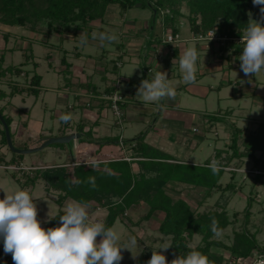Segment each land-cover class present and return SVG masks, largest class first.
Returning <instances> with one entry per match:
<instances>
[{"label":"rangeland","instance_id":"374dc122","mask_svg":"<svg viewBox=\"0 0 264 264\" xmlns=\"http://www.w3.org/2000/svg\"><path fill=\"white\" fill-rule=\"evenodd\" d=\"M183 12L188 14V9L185 6ZM158 16V19L155 20L153 11L140 5L131 7L126 12L122 11L119 6L112 5L108 8L104 24L96 21L91 24L93 30L80 31L76 35H74V32L67 34L62 42L63 52L59 48L60 34L58 33L49 35L45 33V29L44 33H33L27 28L5 26L0 23V55L3 52L5 53V60L0 70H4L9 66H19L27 61V57L30 58L33 54V59H30L27 66L22 68L24 72L22 75L17 76L8 72L0 78V92L5 94L3 98L0 97V110L3 111L4 116L12 120L10 125L12 141L17 149H36L49 138L78 133V126H86V131H88L93 125L97 124L98 120H91L95 119L93 109L97 105L96 102L93 101V107L88 108L90 99L84 97L77 99L75 93L77 84L82 78H87L89 84L98 85V90L102 91L106 84L105 81L101 80L99 72L102 73L101 68H106L107 64L110 72L114 71L115 66H117L113 76V84H118V80L121 81V90L128 103L127 111L123 109L124 121L122 119L121 124L109 108L106 114L101 117L100 126L93 129V132L96 130L95 133L92 132L91 135L82 133V138L72 141L71 145L53 144L38 153L23 155V159H18L15 163H12V160L16 154L8 148L7 141L6 143L3 141L5 131L0 121V199L4 198V192L12 194L17 190L28 191L33 198V202L37 205V219L40 221L41 226L47 229L52 220H49L48 215L49 217H55L60 210L64 211L65 206L61 208L57 204L60 191L44 179L37 181L35 186L31 183L24 185L26 175L32 174L34 176L36 169L44 171L51 168L50 170L53 171L61 168L60 173L65 176L68 171L65 170L64 172V167L67 165H70L71 168L85 166L84 160L91 164L93 159L97 160L98 158L114 159L111 161L115 162L112 166L118 165L116 162L123 161L121 158L128 155L127 151L131 149V140L141 133L145 134L150 129L153 130L156 121H159L157 128H159L158 135L160 136L163 134L161 127L167 129L169 126L177 125L183 127L187 139L204 138V150L198 152L196 156L194 154L193 156L190 155L191 158L185 157V159L190 160L192 165L202 166L206 161L211 163L217 161L218 165H226L227 158L231 156L232 150L222 151L224 154L220 158L216 157L214 154L215 141L212 139V137H215L216 129L211 133H206L204 137L205 128L202 118L205 115L218 116L225 110H235L234 114L236 116L228 119V121L238 123L237 125L243 128L244 134H247L255 128V126L249 127L250 124L254 125V118L257 122H261L259 117H261L264 110L259 112L258 107L252 106V102L254 103L256 100L252 99V96L248 100L238 98L232 88L223 91L224 93L227 92L224 96L225 100H218L219 96H221L220 98L223 97L222 94H219V91L221 85H224L227 77L226 73H229V71L220 70L221 72H218L220 75L213 71L204 74H200V72L205 69L203 60L206 57L210 58L211 63L221 65V62L213 61L211 52H214L216 57H220L222 51L212 47L209 41H193V33L186 18H180L175 23L180 31V41L177 43L178 50L180 52H183L186 48L197 50L199 59L196 62V79L197 81L202 80V85L206 84L208 88L212 86L214 90H210L211 94L208 98H206L207 96H195L192 93L185 92L184 89L179 90L176 93V99L178 98V101L182 103H187L190 110L186 109L187 107L184 105H181L184 106L182 109L179 105L172 106L180 112L177 119L166 117L165 113L162 112V107L168 108L167 105L163 106L164 100L158 105L155 102L144 103L135 96L141 81L144 79L151 81L153 74L160 71L161 68H154V65L151 64H154L152 52L150 51L151 47H147L150 39L163 44L166 17L161 14ZM144 23L148 25V30L144 32L147 33L146 36L141 35L143 31L132 29L133 26ZM161 23H163V27H161ZM101 28L109 34H114L117 40L101 43L99 39H93L92 34L100 33ZM137 33L138 35H136ZM85 37L87 42L81 43V40ZM141 39L146 45L142 48L139 43L136 44ZM122 42L125 53L129 51L124 59L119 58L122 53L118 47ZM180 44H182V48H180ZM207 45L208 47H206ZM172 47L176 48L175 46ZM64 55H66L68 63L73 66V69H70V76L68 75V69L63 66L61 61ZM144 55L146 58H143ZM102 56H104L103 62ZM34 62L37 63V66ZM119 63L122 65L121 68L118 66ZM177 64L169 63V70L178 74L181 71ZM143 68L151 69V73L148 74L147 70L144 72ZM118 72H120L119 75ZM34 74L42 76L40 87L42 92L38 97L30 96L27 92L30 88L31 77ZM255 78L260 83L259 90L264 92V70L257 74ZM131 80L136 83L135 86L128 82ZM227 81H229V77H227ZM231 81L233 82L232 76ZM82 85L83 87L87 86L86 84ZM14 88L17 89L16 93L18 94L12 97L11 94ZM21 89L24 93H20ZM165 103L168 104L167 99ZM246 103H249V105L245 106ZM62 114H70L71 120L68 123L62 122L59 119ZM140 118H143V120ZM219 125L217 127V132L219 131L217 137H219L218 140H222L220 146L227 149L231 143L229 139L231 128L228 126L229 131L226 135L225 126H221V123ZM81 141L95 143L93 146L97 147L96 150L90 146L78 148ZM40 142L42 143L40 144ZM187 143L184 148H187L190 144ZM210 143H214L211 148ZM89 148L92 150H89ZM256 155L264 158V154L260 152ZM237 162L239 160L235 159L230 163L231 165L229 164V167H226L222 178L223 187L227 184H235L234 191L215 189L212 191L211 197L205 198L204 190L201 191L188 185H178L177 189L170 188L167 189V192L174 200H185L194 211L205 212L220 210L224 207L228 210L230 216L237 213L238 218H232L235 222L219 236H216V239L222 240L228 245L233 243L234 233L236 231L241 232L247 200L252 197L254 200L253 215L249 230L252 233H257L259 242L264 244V186L262 183L255 181L254 176L257 172H255L252 160L243 159V167L235 170L234 167H236ZM231 170H235V173ZM171 186L173 187V185ZM69 201L74 200H68L67 202ZM114 207L126 216L124 219H118L114 225L115 230L121 235V244L126 243L130 236L136 237L138 241V245L131 249L134 255L138 254L137 258L133 259L130 251L122 250L123 259L119 264H136L141 257L149 260L148 255L152 254V251H162L166 255L169 249L166 251L159 250L164 243L171 244L170 237H165L158 232V227L164 218L163 213L155 214L150 220H143L148 211L145 203L133 205L123 199L117 201ZM88 212L90 221L102 222H104L108 213L107 209L98 207L96 203L88 206ZM200 241L201 237L195 236L189 245L195 247ZM213 251L222 253L227 258L229 257V253L220 249L214 248ZM0 255L7 257V264H14L11 254L4 252L3 239H0ZM237 264H247V262L241 259Z\"/></svg>","mask_w":264,"mask_h":264},{"label":"trees","instance_id":"16d2710c","mask_svg":"<svg viewBox=\"0 0 264 264\" xmlns=\"http://www.w3.org/2000/svg\"><path fill=\"white\" fill-rule=\"evenodd\" d=\"M112 5L119 6L124 12L136 5L150 8L153 11L155 20L158 19L159 14L166 17L164 25L166 28L172 29L174 34L179 32L175 23L180 18L188 20L191 31L195 36L206 35L209 31L216 30L221 35L238 38H242L244 30L248 26L249 13H251L253 20H261L260 6H254L252 0H0V23L5 26L27 28L33 33H44V29L45 33L49 35L58 33L60 34V43H62L64 37L71 32L76 35L80 31L91 30L93 22L100 21L104 24L108 8ZM184 6L188 9V14L183 12ZM101 32L106 31L101 28ZM232 47H234L232 44H228L227 47H221L220 50L226 52ZM243 47L244 44L236 45L231 54H242ZM173 56H179L177 49L174 50ZM222 56H224L223 53ZM30 59H33V54L30 58L27 57V61L19 66H9L4 70H0V78L8 72L17 76L22 75L24 73L22 68L27 66ZM4 60L5 53L3 52L0 55V69H2ZM34 64L37 66L36 62ZM62 64L69 72L70 64L67 62L66 57L62 59ZM115 67V70H117V66ZM144 70L147 69L144 68ZM41 82L42 76L34 74L31 77L30 88L27 90L28 95L38 97L42 92ZM16 92L17 89L14 88L11 96L18 94ZM115 92L116 86L113 83L105 89L104 97H100L101 93L95 90L94 94H96L91 97L88 107L92 108L93 101L100 99L101 104L99 107L101 110L110 108L111 101L107 97L112 96ZM20 93H24L23 89L20 90ZM120 93L123 94L122 90ZM4 96L5 94L0 92V97L3 98ZM123 96L126 102V97L124 94ZM125 102L121 105L122 112ZM0 111L3 113L2 110ZM229 114L208 116V122L211 125L213 123H226L231 128V143L225 151L230 149L232 154L227 158L225 166L219 165V171L216 174H213L208 167L210 161H206L202 166L165 164L164 160L174 159L167 158L170 156L163 152L148 148L144 144L143 135L130 142V158L136 164L143 166L142 172H133L130 167L131 163L125 161V158H121L123 161L116 162L118 165L115 166H112L115 162H111L114 159L98 158L99 166L96 168H91L87 164L71 168L70 165L66 164L64 172L65 170L68 172L65 176L60 173L61 168L53 171L50 170L51 168L44 171L36 169L34 176L32 174L26 175L24 185L31 183L35 186L37 181L41 179L48 181L51 186L60 191L57 204L61 208L65 206L68 200L80 201L88 206L96 203L98 207L105 208L108 211L104 220L106 227H114L118 219L126 217L123 212L114 207L117 201L124 199L133 205L145 203L148 211L143 220H150L157 213L164 214L158 232L171 238L172 246L165 255L169 264L172 259L186 256L191 250L206 255L210 264H237L241 259L251 263L255 260L256 255L264 256V244L259 242L257 233H252L249 230L253 215L254 200L252 197L247 200L242 230L234 233L233 243L228 245L222 240L216 239V235L212 232V221H216L218 230L223 233L235 222L232 218H238L237 213L230 216L228 210L224 207L220 210L194 211L185 200H174L166 189L168 184L175 186V182L184 183L202 188L201 191L204 190L205 198L211 197L212 191L215 189L234 191L235 184H227L223 187L222 178L226 167H229L232 161L239 160L235 164L236 167H234L236 170L243 167L242 160L245 158L252 160L255 170L262 172V174H256L254 178L257 183H262L264 186V158L256 155L258 152L264 154V123H260L255 130L244 134L242 128L226 119ZM5 118L10 126L12 120L6 116ZM95 127L93 125L91 129L85 131L86 126H78L77 132L81 134L82 138V133L91 135ZM3 141L5 143L7 141L5 132ZM89 141L88 143L81 141L78 148L90 146L96 150L97 147L93 146L95 143ZM91 148L89 150H92ZM222 153V151H219L216 157L220 158ZM18 159H23V155L16 154L12 163L17 162ZM139 159H147L148 163L140 162ZM157 160L160 162H150ZM235 170L232 172L235 173ZM152 171L158 173L149 177L148 173ZM92 177L95 178V187H92L89 183V179ZM76 181H79V183H76ZM63 213V210L59 211L55 216L56 218L50 221L49 228L59 226V215ZM195 236L201 237V241L197 246L191 247L189 244ZM214 248L229 253V257L227 258L222 253L213 251ZM148 257L150 259L151 254ZM147 261L141 257L136 264H146ZM0 264H7V257L0 255Z\"/></svg>","mask_w":264,"mask_h":264},{"label":"clouds","instance_id":"9594fccd","mask_svg":"<svg viewBox=\"0 0 264 264\" xmlns=\"http://www.w3.org/2000/svg\"><path fill=\"white\" fill-rule=\"evenodd\" d=\"M252 2L254 6H260L261 20H253L249 13V23L242 36L244 47L238 57L245 76H256L264 70V0ZM92 38L99 39L101 43L117 40L114 34L106 32L93 33ZM86 42V37L81 40V43ZM198 59L195 48L183 51L179 68L185 84L196 83ZM135 96L144 103L155 102L159 105L166 98L175 99L176 91L170 86L167 72L157 71L151 81H141ZM59 119L68 123L71 115L62 114ZM83 162L91 168L99 166V161L95 159L91 164L87 160ZM208 167L213 174L219 171L217 161H213ZM89 183L95 187V178H90ZM4 194V198L0 199V238L3 239L4 252L11 254L14 264H119L123 259L122 250L132 253L131 249L138 245L134 236L121 244V235L114 227H106L102 221H90L86 203L67 202L64 213L59 215V226L45 229L37 219V205L28 191L17 190L12 194ZM48 218L51 220L56 217L48 215ZM212 232L216 236L221 234L215 220L212 221ZM171 246L164 243L159 250L166 251ZM137 256L138 254L132 253L133 259ZM146 264L169 262L162 251H152ZM170 264H210V261L201 252L191 250L186 256L172 259Z\"/></svg>","mask_w":264,"mask_h":264},{"label":"crops","instance_id":"0c3cea01","mask_svg":"<svg viewBox=\"0 0 264 264\" xmlns=\"http://www.w3.org/2000/svg\"><path fill=\"white\" fill-rule=\"evenodd\" d=\"M93 23H95V22H93ZM101 24H103V23H101ZM147 26L148 25L146 23L138 24V26H133L132 29L133 30H137L138 29L140 31H143L142 34L141 33H139V34H141L143 36H146L147 33H144V32H145V30H148ZM123 31H122V33H123ZM124 32H126V31H124ZM179 33H180V31L178 32V34ZM136 35H138V33ZM138 43L141 46V48L146 46L144 44L143 39L138 40V42H136V44L138 45ZM149 46L151 47L150 51L152 52L151 55L153 56V62H154V64L153 63H151V64L154 65V68H160L161 67L162 69L160 68L159 69L160 71L167 72L170 86L175 89L176 93L179 92V90H183L184 89V90H186L185 92L192 93L195 96H200V97H206L207 96L206 98H208L210 96V94H211L210 90H214V88L212 86H210L208 88V87H206L207 86L206 84L202 85V80H198L197 81V79H196V83H194V84H185L183 82V80H182L181 73L177 74L176 72H173V71L169 70V63H173V64H177L178 63L177 65H179L180 57L183 54L182 51L180 52L178 50L179 49L178 45L175 48V49L178 50V55H179L178 57L173 56L172 52H174L175 49L172 47L173 45H171V44L163 45V44H161L159 42H154L153 39H150L148 44H147V47H149ZM59 48H60V51H62V52L64 51L63 43L62 44L60 43ZM118 48L121 50V53H122L121 57H119V58H121V59L123 58L124 59V57L126 55H128L127 52H129V51H127L125 53V47L123 45V42L119 45ZM180 48H182V44H180ZM240 55L241 54L227 53V54H224V56L220 55V57H216L214 52L213 53L211 52V57H213V59H214L213 61L221 62V65H216V64L211 63L210 62V58L206 57L203 60V65H204L205 69H204V71H201L200 74L210 73L211 71H213V72L217 73V75H220V74H218V72L220 70L229 71V73H226L227 74L226 76L229 77V81H227V77L225 76L226 77V79H225L226 81H225L223 86L221 85L220 91H219V94H222L223 97L220 98L221 96H219L218 100H222V101L225 100L224 96L226 95L227 92L224 93L223 91H227V89L229 90L230 88H232V90L238 96V98L240 97V98H245V99L248 100L252 96L251 97L252 99H256L254 101V103L252 102V106L254 105V106H256V108L258 107L259 108V112H260L261 110H264V92H261L259 90L260 89L259 88L260 83L256 80L254 75L245 76L244 73L241 71V68H240V63L241 62L238 59V57ZM104 56H102V58ZM64 57H66V55H64ZM143 58H146L145 55L143 56ZM62 59H61V61H62ZM50 61H51V59H50ZM103 61H104V58L102 59V62ZM106 66H107L106 68H101L102 69V73L99 72V75L101 76V80L105 81L106 87L102 91H99L98 90L99 89L98 85H96V84L93 85L92 83H90L91 85H89L88 79L87 78H85V79L82 78L79 81L80 83L78 82V84H77V90H76V93H75V96H76L77 99H80L82 97L91 99V97L96 94V93L94 94L95 90L101 93L100 97H104L105 96L104 91H105L106 88H108V87H110L112 85L113 76H114V71L110 72V70H108V64ZM69 68L73 69V66L70 65ZM80 69H81V67H80ZM143 70H144V68H143ZM83 72H84V68H83ZM144 72H145V70H144ZM232 72H233V75H232ZM68 75L69 76L71 75L70 70H69ZM231 76L233 77V82L231 81ZM250 80H251V82H249ZM128 82L130 84H132L133 86H135V84H136L132 80L128 81ZM221 82H222V79H221ZM82 84H84V85L86 84L87 86L83 87ZM166 99H164L163 106L167 105L168 108L162 107V112L165 113L166 117H172V118H176V119L179 117V113L180 112L176 109V107L172 108V106H174V105H179L180 109H182V107L186 106L187 107L186 109L190 110V107L188 106L187 103L185 104V103H182L181 101H178V98L176 99V97H175L176 100L175 99H167L168 104L165 103ZM82 100H84V99H82ZM98 100L95 101L97 105H95V107L93 109L94 110V115H95L94 118L95 119H91V120H94V121L98 120L97 124H95L96 128L100 126L99 124H100V121H101V117L104 116L106 114V112L109 110V108H104L103 110H101V108L99 107V105L101 104L100 103L101 100L100 99H98ZM92 104H94V103H92ZM246 104L247 105H245V106L249 105V103H246ZM181 105H184V106H181ZM88 108H90V107H88ZM127 108H128V103L126 102L124 109H126V111H127ZM234 111L235 110H225V112H221L219 116H222L223 114H227L228 115L229 112H231L229 114V116L226 117V119L228 120V119H231L233 116H236L234 114ZM143 115L144 114L142 113V116ZM208 116L209 115H205L204 118H202L204 120V125L203 126L205 128L204 137L206 136V133H211V132L214 131V129H216V131L214 133L215 137H212L213 141H215V144L214 143H210L209 144L210 148L212 147V144H214V149H215L214 154L216 155L219 151L220 152L221 151H225L226 147L222 148L220 146V144H222V140H218L219 137H217L219 135V131L217 132V127L220 126L219 125L220 123H213L211 125L208 122ZM140 119L143 120V118H140ZM254 120H255V123L253 122L254 125L250 124L249 127L255 126V128H257L260 123H264V112L261 115V117H259V120L261 122H257V120L255 118H254ZM158 122L159 121H156V123H155V125L153 127V130L150 129L145 134L141 133L139 135V136H143L144 135V144L150 149L158 150V151L163 152L164 154L170 156V157H167V158L174 159V160H164L163 162H165V164L192 165L190 160L185 159V157L191 158V156H193V154L196 156V154L198 152H201L202 150H204V145H203V142H204L203 139L204 138L203 139L202 138L195 139V140L187 139L185 137L183 127L182 126L179 127L177 125L169 126L167 129L161 127V130H163V132H162L163 134H161V136H160V135H158L159 128H157ZM236 124H238V123H236ZM221 126H225V128H226L225 129V132H226L225 134L227 135L228 131H229L228 130V126L229 125H227L226 123H221ZM255 128L253 130H255ZM253 130H250V131H253ZM85 131H86V128H85ZM95 132H96V130H94L93 133H95ZM139 136H137L136 138H138ZM230 136H231V133H230ZM186 142H188L190 144L188 145L187 148H184V145L186 144ZM225 142H227V141H225ZM127 152H128V155L125 157V160L128 161L129 163H131L130 167H131L132 171L136 172V173L142 172L143 171L142 170L143 166L141 164H136L134 161H132V159L130 158L131 157V155H130L131 151L128 150ZM223 154H224V152L222 153V155ZM139 160H140V162L148 163L147 159H139ZM150 162H156L157 163V162H160V161L157 160V161H150ZM146 167H148V166H146ZM157 173L158 172H156V171H152V172L148 173V176L149 177L150 176H154ZM171 185H173V184H168L166 189H170V188L171 189L172 188H176L177 189V187H179L178 185H188V184L175 182V186L172 187ZM188 186H192V185H188ZM192 187H194V186H192ZM195 188H198L200 190L202 189L200 187H195Z\"/></svg>","mask_w":264,"mask_h":264},{"label":"built area","instance_id":"2783aa9c","mask_svg":"<svg viewBox=\"0 0 264 264\" xmlns=\"http://www.w3.org/2000/svg\"><path fill=\"white\" fill-rule=\"evenodd\" d=\"M161 27H163V23H161ZM214 34V36H213ZM163 45L166 44H171L175 47H177V43L180 41L179 39V34L176 33L174 34L173 30L170 28H165L163 30ZM193 38L192 40L195 42H200L203 40L209 41L212 45V47H215L217 50H220L221 47H227L228 44H232L235 48L236 45H243V41L242 38H238V37H228L226 35H221L218 31L216 30H211L209 31L206 35H198L195 36L194 34H192ZM208 47V45L206 46ZM232 47L229 49V51L226 52H222L223 54H227V53H232L235 48ZM173 54V52H172ZM119 68L122 67L121 63L118 64ZM147 73L150 74L151 73V69L147 70ZM117 82H119L118 84L116 83V92L110 96L107 97L108 100L111 101V111L114 113V116L118 118L119 123H122V119H123V112L121 110V105L124 104V96L121 92V81L118 80ZM257 172V174H262V172L260 171H255ZM247 262V264H261V261H264V256L263 255H256V258L253 262L249 263L247 260H244Z\"/></svg>","mask_w":264,"mask_h":264},{"label":"water","instance_id":"95a60500","mask_svg":"<svg viewBox=\"0 0 264 264\" xmlns=\"http://www.w3.org/2000/svg\"><path fill=\"white\" fill-rule=\"evenodd\" d=\"M0 121L4 126V131H5V135H6V139H7L8 148L13 153H15L17 155H30V154L38 153L50 145H53V144H70L72 141H75V140L81 138V134L72 133V134L67 135V136L49 138L40 147H38L36 149H31V150L30 149H17L13 145L10 126L8 125L5 116L1 111H0Z\"/></svg>","mask_w":264,"mask_h":264}]
</instances>
